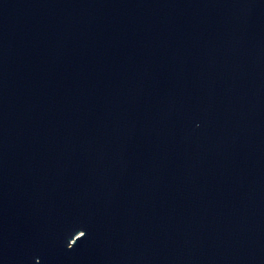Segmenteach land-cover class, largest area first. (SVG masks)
<instances>
[{"label":"water","instance_id":"1","mask_svg":"<svg viewBox=\"0 0 264 264\" xmlns=\"http://www.w3.org/2000/svg\"><path fill=\"white\" fill-rule=\"evenodd\" d=\"M0 264H264V0H0Z\"/></svg>","mask_w":264,"mask_h":264}]
</instances>
